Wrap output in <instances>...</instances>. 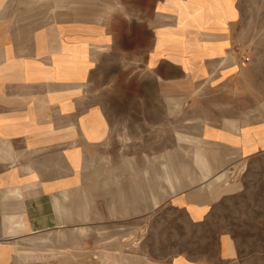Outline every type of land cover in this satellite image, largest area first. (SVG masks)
I'll list each match as a JSON object with an SVG mask.
<instances>
[{
	"label": "crops",
	"instance_id": "obj_1",
	"mask_svg": "<svg viewBox=\"0 0 264 264\" xmlns=\"http://www.w3.org/2000/svg\"><path fill=\"white\" fill-rule=\"evenodd\" d=\"M82 1L0 0V264L44 254L41 242L57 255L65 231L52 229L128 222L127 206L138 223L143 209L156 208L188 185L164 202L186 211L191 221H204L213 201L196 193L219 195V175L210 179L221 174L223 161L233 171L235 162L264 146V120L219 113V101L201 103L199 110L194 106V96L219 94V85L237 73L229 53L239 0H232L236 16L224 30H219V0H95L81 7ZM198 15L205 17L202 26L194 21L181 27ZM113 55L119 63L146 62L157 79L191 87L184 119H191L199 135L177 130L179 147L147 157L149 167H143V127L137 123L134 133L127 115L118 117L113 104L96 97L97 70ZM186 62L198 64L186 69ZM120 105V110H160L154 103ZM162 110L171 111V105ZM135 120L141 123L143 114ZM202 142L219 150L212 176ZM106 197L103 217L96 200ZM71 234L117 237L97 228L86 236ZM221 248L223 260L235 259L237 246L226 236ZM93 252L112 257L96 246ZM124 260L128 264L130 258ZM161 264L207 263L180 255Z\"/></svg>",
	"mask_w": 264,
	"mask_h": 264
},
{
	"label": "rangeland",
	"instance_id": "obj_2",
	"mask_svg": "<svg viewBox=\"0 0 264 264\" xmlns=\"http://www.w3.org/2000/svg\"><path fill=\"white\" fill-rule=\"evenodd\" d=\"M94 3L95 0H83L80 6ZM239 10L229 53V57L238 66L237 73L219 85V94L215 92L209 97L199 94L194 96V106L199 110L201 103L214 104L219 101V113H239L245 115L249 122H259L264 120V0H239ZM235 16L232 0H219V30H224L227 20ZM203 20L205 17L201 15L194 16L183 25L182 21L181 27L189 28L195 24L194 21L202 26ZM118 58V55H113L110 63H103L101 69L97 70L99 84L96 86V97L101 103L113 104L118 117L120 114L127 115L128 125L134 133L137 125L143 127V167H149L147 157L153 158L179 147L181 143L177 130L198 133L196 129L199 128L193 127L191 119H184L186 111L183 110L188 103L191 87L184 81L157 79L146 62L119 63ZM197 64L186 62L183 65L187 69ZM135 103H154L159 105L160 110H120V104L125 109ZM168 103L172 110H162L163 104ZM136 114H143L141 123L136 122ZM167 114L175 118L168 120ZM202 145L212 166L209 175L212 176L219 168V150L203 142ZM228 162L223 161L222 166L225 168L221 174L210 179L211 183L219 175V195L199 196L196 193L200 200L210 198L213 201V209L204 221H191L186 211L164 202L188 185L161 200L156 208L143 209L145 214L138 223L132 221L135 210L127 206L128 222L96 226L85 222L74 227L65 225L52 229L65 231L66 241L57 245V255L50 254L46 243L41 242L44 254L18 260L16 264H126L125 257L130 258L128 264H161L180 255L207 264H264V146L235 162L233 171L226 166ZM108 200V197L96 200L102 202L99 205L104 207L103 217L108 211ZM105 203L107 206H104ZM80 228H86V231L81 232ZM96 228L117 237L95 240L69 237L72 231L86 236ZM225 236L237 246L238 252L233 261L221 258L222 239ZM94 246L104 252L111 251L109 255L112 257L109 258L106 252L95 254Z\"/></svg>",
	"mask_w": 264,
	"mask_h": 264
},
{
	"label": "bare ground",
	"instance_id": "obj_3",
	"mask_svg": "<svg viewBox=\"0 0 264 264\" xmlns=\"http://www.w3.org/2000/svg\"><path fill=\"white\" fill-rule=\"evenodd\" d=\"M62 1H64V2L66 1V2L70 3L71 0H62ZM62 1H61V2H62ZM197 157H198V153H197ZM199 160L201 161L202 159H200V157H199ZM203 160H204V159H203ZM200 161H199V162H200ZM195 163H196V162H195ZM201 163H202V162H201ZM205 163H206V162H205ZM205 163H204V161H203V163H202L201 165H203V164H205ZM199 164H200V163H199ZM195 165H197V164H195ZM205 166H206V164H205ZM205 166H204V167H205ZM207 166H208V165H207ZM204 167H203V168H204ZM197 168H198V166H197ZM209 168H210V166H209ZM209 170H210V169H209ZM202 171H203V170H202ZM224 174H225V173H223V174L220 175V176H223ZM201 178H202V177H201ZM182 179H183V178H182ZM104 187H105V185H104Z\"/></svg>",
	"mask_w": 264,
	"mask_h": 264
}]
</instances>
